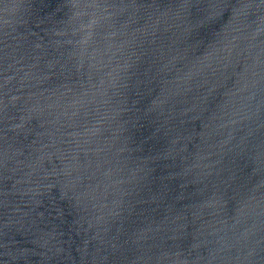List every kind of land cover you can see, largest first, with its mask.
<instances>
[{
  "label": "water",
  "instance_id": "obj_1",
  "mask_svg": "<svg viewBox=\"0 0 264 264\" xmlns=\"http://www.w3.org/2000/svg\"><path fill=\"white\" fill-rule=\"evenodd\" d=\"M0 264H264V0H0Z\"/></svg>",
  "mask_w": 264,
  "mask_h": 264
}]
</instances>
